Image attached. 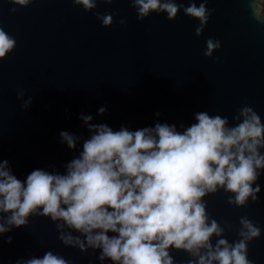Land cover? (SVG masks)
Returning <instances> with one entry per match:
<instances>
[{"label":"water","instance_id":"obj_1","mask_svg":"<svg viewBox=\"0 0 264 264\" xmlns=\"http://www.w3.org/2000/svg\"><path fill=\"white\" fill-rule=\"evenodd\" d=\"M195 2L199 6L202 0ZM207 7L215 11L197 36L199 21L182 10L175 20L152 13L140 21L129 0H99L92 12L72 0H34L28 7L0 0V27L16 40L14 50L0 60V161L7 160L21 180L34 169L63 174L82 141L71 150L59 133L88 138L81 114L113 130L123 125L134 131L156 122L179 130L201 111L234 123L236 109L246 104L264 123V24L251 18L245 0H208ZM96 12L113 13L112 26L103 27ZM121 19L126 25L119 24ZM209 38L221 42L211 58L204 55ZM19 91L24 100L17 99ZM29 97L31 107L23 110ZM101 107L107 109L103 115ZM258 183V202L246 207L229 205L223 191L205 198L218 222L227 220L235 228L242 216L258 222L261 236L248 244L252 264H264V175ZM235 228L226 233L230 243L237 239ZM58 235L49 218L31 217L28 226L0 237V264L47 251L72 264H100L99 252L93 256L65 247ZM9 236L11 244L5 242ZM171 255L175 264L190 259L182 251Z\"/></svg>","mask_w":264,"mask_h":264},{"label":"clouds","instance_id":"obj_2","mask_svg":"<svg viewBox=\"0 0 264 264\" xmlns=\"http://www.w3.org/2000/svg\"><path fill=\"white\" fill-rule=\"evenodd\" d=\"M8 2L28 7L34 0ZM98 2L72 0L85 12L96 9ZM129 2L140 21L152 13H166L168 20H175L182 10L199 21L197 36L215 11L207 7L208 0L199 6L195 0L188 6L176 0ZM245 3L251 18L264 24V0ZM94 14L103 27L112 26L113 13ZM15 47V38L0 27V60ZM220 47L219 40L209 38L204 55L211 58ZM16 96L24 100L25 93ZM31 104L29 97L22 109ZM106 111L101 107L98 114ZM79 118L88 138L59 133L60 142L71 150L82 141V150L64 165L63 174L34 169L21 180L7 160L0 161V237L40 216L55 224L65 247L91 251L93 256L99 252L100 264H175L172 250L187 253V264H252L248 244L261 236L258 222L247 216L240 217L238 228L227 220L218 222L207 211L205 199L223 191L227 203L235 207L258 202V181L264 175V123L252 107L237 108L231 124L219 114L197 112L195 122L180 124L179 130L166 122L134 131L123 125L113 130L105 123H91V115ZM234 228L237 239L230 243L226 233ZM5 242L11 244L12 237ZM16 264L72 261L47 251L42 257L17 259Z\"/></svg>","mask_w":264,"mask_h":264}]
</instances>
